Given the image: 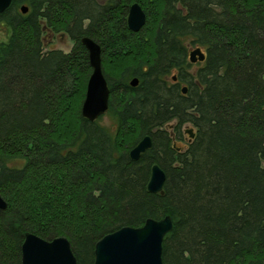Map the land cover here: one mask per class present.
<instances>
[{
	"label": "trees",
	"instance_id": "16d2710c",
	"mask_svg": "<svg viewBox=\"0 0 264 264\" xmlns=\"http://www.w3.org/2000/svg\"><path fill=\"white\" fill-rule=\"evenodd\" d=\"M135 2L137 33L125 20ZM1 31L0 264H20L31 233L66 237L76 263L93 264L100 238L165 216L163 264H264V0H12ZM45 34L75 45L45 50ZM82 37L101 47L112 128L81 114ZM184 123L194 138L180 147ZM154 164L162 194L146 189Z\"/></svg>",
	"mask_w": 264,
	"mask_h": 264
},
{
	"label": "water",
	"instance_id": "95a60500",
	"mask_svg": "<svg viewBox=\"0 0 264 264\" xmlns=\"http://www.w3.org/2000/svg\"><path fill=\"white\" fill-rule=\"evenodd\" d=\"M12 0H0V13L4 12L10 5ZM28 8L24 5L20 7L21 13H26ZM127 27L130 31L138 32L143 26L145 19L144 13L137 3L129 7L127 15ZM80 43L85 47L89 54V50L93 49V58L89 54V65L95 71L91 74L90 80L86 87L84 101L81 105V114L89 122L96 121L101 118L107 110L108 90L105 86L103 76H101L100 47L90 38L82 37ZM203 60L204 56L200 51L190 53V61ZM100 76L102 87H105L104 102L91 101L88 98L89 83L94 73ZM100 83V82H99ZM136 79L130 82L132 87L137 86ZM101 87V83H100ZM103 87V88H104ZM186 92V88H182V93ZM101 104V105H100ZM185 133L190 139L194 138L192 129H187ZM152 147L151 137L144 136L137 144L129 150V158L137 161L138 158L146 153ZM150 177L147 184V192L154 194H162L165 181V172L157 164L150 169ZM6 208V202L0 196V209ZM173 229L170 216H165L160 220L153 218L147 219L141 228L122 227L118 231L108 233L100 238L95 245V260L93 264H163L161 259L162 241L164 235ZM20 264H77L73 252H71L70 242L66 237L54 238L52 241H45L34 234H26L21 246V262Z\"/></svg>",
	"mask_w": 264,
	"mask_h": 264
},
{
	"label": "rangeland",
	"instance_id": "374dc122",
	"mask_svg": "<svg viewBox=\"0 0 264 264\" xmlns=\"http://www.w3.org/2000/svg\"><path fill=\"white\" fill-rule=\"evenodd\" d=\"M6 38L5 34L1 31L0 32V42L4 41ZM95 42V41H93ZM96 43V42H95ZM44 45H45V50H49V49H58L61 50L63 53H67L69 52L73 46L75 45L74 42L70 39V37L68 36H56L55 39H49V37L47 36V34H45V39H44ZM44 50V51H45ZM196 68V67H195ZM195 68L193 69H189V72L191 73ZM176 73L174 71L171 72V74L165 79L166 83L169 85H171V81H170V77L172 75H175ZM99 120V119H98ZM100 124L101 125H105L108 128H112L114 122L113 119H111L108 115H103L102 118H100ZM177 125V121L176 120H172L170 121L166 126L170 129V130H174L175 126ZM181 132H183V138L184 140L181 141V143H178V145L181 146H186V144L188 142H190V138L187 136V134L185 133V131L187 129H193L192 126H190L188 123H184L181 126ZM110 130V129H109ZM194 130V129H193ZM22 164V160L17 159L16 161H12V162H6V166H12V167H18Z\"/></svg>",
	"mask_w": 264,
	"mask_h": 264
},
{
	"label": "bare ground",
	"instance_id": "6f19581e",
	"mask_svg": "<svg viewBox=\"0 0 264 264\" xmlns=\"http://www.w3.org/2000/svg\"><path fill=\"white\" fill-rule=\"evenodd\" d=\"M136 3V2H135ZM134 4V3H133ZM138 4V3H137ZM132 5V4H131ZM139 5V4H138ZM140 7V6H139ZM129 9V8H128ZM141 10L143 11V13H144V19L146 18V16H145V12H144V10H143V8H141ZM128 12H129V10H128ZM127 15H128V13H127ZM126 19H127V16H126ZM125 19V20H126ZM126 23H127V21H126ZM145 23H146V19H145V22H144V24H143V26L145 25ZM143 26L139 29V31L138 32H140L141 31V29L143 28ZM128 28V27H127ZM129 30V29H128ZM130 31V30H129ZM132 32V31H131ZM134 32V31H133ZM137 33V32H136ZM65 36H68V35H65ZM69 37V36H68ZM56 37H54V36H51L49 39H55ZM81 39V38H80ZM95 43V42H94ZM99 46V45H98ZM100 47V46H99ZM55 50V49H54ZM87 51V50H86ZM196 52V51H200V53L201 54H203V56H204V58H205V52H204V50L199 46V47H194V48H191L190 49V51L188 52V55H187V59H188V61H190L189 59H190V53L191 52ZM93 49H90L89 50V54H91V57L93 58ZM87 54H88V52H87ZM89 54H88V59H89ZM196 58V61H190V63L191 64H197V63H199V62H203L204 61V59L203 60H198V56H196L195 57ZM101 60H102V54H101V47H100V59H99V64L101 65ZM101 67V76H103V78H104V81H105V86H107V90H108V95H107V97H108V100H107V102H108V105H107V110H106V112L103 114V115H108L109 116V114L107 113L108 112V110H109V100H110V89H109V86L107 85V80H106V77L104 76V74H103V68H102V65L100 66ZM93 71H95L94 70V68L91 66V71H90V77H91V74L93 73ZM90 77H89V79H88V81L90 80ZM168 77V76H167ZM171 77H172V80H171ZM170 77V81H171V83H172V81H174L175 83L177 82V77H176V74L175 75H172ZM133 79H136V81H137V83H136V85L138 86V83H139V78L137 77V76H133V77H131L130 79H129V81H128V85H130V82L133 80ZM88 81H87V83H88ZM101 83V87H100V83ZM87 85V84H86ZM89 87H91V89H90V91H89V96H88V98L90 99V102L91 101H95V102H100L101 104L104 102V98H106L105 97V94H106V91H105V87H104V85H103V87H102V82H101V78H100V76H98V72H97V74L96 73H94V75H93V77L91 78V81H90V83H89ZM130 87H132L131 85H130ZM136 87V86H135ZM135 87H132V88H135ZM181 87H185V86H181ZM86 89H87V87H86ZM103 101V102H102ZM100 104V105H101ZM103 117V116H102ZM101 117V118H102ZM149 136H150V134H148ZM148 135H144V136H148ZM151 137V136H150ZM135 146V145H134ZM133 146V147H134ZM133 147H131V148H133ZM95 249V248H94ZM94 260H95V252H94ZM78 264V263H77Z\"/></svg>",
	"mask_w": 264,
	"mask_h": 264
},
{
	"label": "flooded vegetation",
	"instance_id": "af4514ba",
	"mask_svg": "<svg viewBox=\"0 0 264 264\" xmlns=\"http://www.w3.org/2000/svg\"><path fill=\"white\" fill-rule=\"evenodd\" d=\"M191 140V139H190Z\"/></svg>",
	"mask_w": 264,
	"mask_h": 264
}]
</instances>
